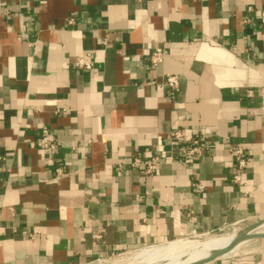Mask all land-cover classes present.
<instances>
[{"label":"crops","instance_id":"0c3cea01","mask_svg":"<svg viewBox=\"0 0 264 264\" xmlns=\"http://www.w3.org/2000/svg\"><path fill=\"white\" fill-rule=\"evenodd\" d=\"M179 127L209 132L202 157L172 150ZM262 217L264 0H0V264H88Z\"/></svg>","mask_w":264,"mask_h":264},{"label":"bare ground","instance_id":"6f19581e","mask_svg":"<svg viewBox=\"0 0 264 264\" xmlns=\"http://www.w3.org/2000/svg\"><path fill=\"white\" fill-rule=\"evenodd\" d=\"M260 219L239 231L222 232L199 240L178 238L141 248L132 256L126 257L127 261L124 263L116 260L102 263L100 260L96 261L98 263L88 264H199L205 261L210 262L217 257L237 255L251 235L256 233L264 235V217Z\"/></svg>","mask_w":264,"mask_h":264},{"label":"built area","instance_id":"2783aa9c","mask_svg":"<svg viewBox=\"0 0 264 264\" xmlns=\"http://www.w3.org/2000/svg\"><path fill=\"white\" fill-rule=\"evenodd\" d=\"M162 55L163 52L161 48H154L151 53L146 55V59L148 60L151 67H155V65L161 61ZM75 64L80 69H91L94 64V57L92 53L84 52L75 58ZM150 83L154 84V86H161V84L154 81ZM164 85L169 88L171 94L175 93V91L178 89L177 76L175 74H166L164 76ZM207 134H209L208 131L200 134L190 135L186 133L183 127L176 128V130L170 133V139L173 143L172 150L177 149L180 155L184 156L186 159L196 160L202 157L204 152L211 145ZM36 145L43 149L53 150L56 145V139L46 128H43L40 137L36 141ZM223 148L225 154L235 161L238 169L245 166L244 150L241 147L224 144ZM166 153L167 154H164V156L170 157V152ZM159 160V156H150L146 158L136 156L132 159L130 165L132 167L142 168L145 174H152L156 170ZM56 172H60L59 168L56 169ZM235 178L236 176L234 177V180ZM195 187L199 190L203 189V185L199 183H196Z\"/></svg>","mask_w":264,"mask_h":264},{"label":"rangeland","instance_id":"374dc122","mask_svg":"<svg viewBox=\"0 0 264 264\" xmlns=\"http://www.w3.org/2000/svg\"><path fill=\"white\" fill-rule=\"evenodd\" d=\"M259 220H261V219L260 218H255V219H252V220H245V221L236 223L235 225H230V226L223 227L221 229H218L215 232H209V233H198L197 232V233H193V234H187L186 236L181 237V238L190 239V240H199V239H202V238H206L209 235H217L218 233H222V232H234L236 230L239 231L240 229H244L245 227H248V226H251V225L255 224ZM253 229H254V227H253ZM256 234H259V233H256ZM260 235H262V234H259L256 237L247 240L242 245L240 250L238 251V254L241 253V252H245L248 255L256 256V255H260V254L264 253V236H260ZM159 244H161V243H159ZM154 245H157V244H154ZM136 251L116 254V255H113L111 257H108L105 260H101L100 262L103 263V262H110V261L116 260L118 262L124 263V262L127 261L126 257L132 256ZM90 263H98V262L93 261V262H90Z\"/></svg>","mask_w":264,"mask_h":264},{"label":"water","instance_id":"95a60500","mask_svg":"<svg viewBox=\"0 0 264 264\" xmlns=\"http://www.w3.org/2000/svg\"><path fill=\"white\" fill-rule=\"evenodd\" d=\"M257 235H259V234H253V235H251L249 238L251 239V238H254V237H256ZM260 236H264V235H260ZM216 258V257H215ZM215 258H213V259H215ZM206 262V261H205ZM205 262H202V263H205ZM202 263H199V264H202Z\"/></svg>","mask_w":264,"mask_h":264}]
</instances>
